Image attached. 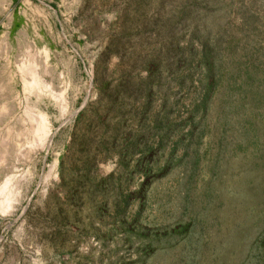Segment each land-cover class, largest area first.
I'll return each mask as SVG.
<instances>
[{
  "label": "rangeland",
  "instance_id": "obj_1",
  "mask_svg": "<svg viewBox=\"0 0 264 264\" xmlns=\"http://www.w3.org/2000/svg\"><path fill=\"white\" fill-rule=\"evenodd\" d=\"M0 264H264V0H0Z\"/></svg>",
  "mask_w": 264,
  "mask_h": 264
},
{
  "label": "bare ground",
  "instance_id": "obj_2",
  "mask_svg": "<svg viewBox=\"0 0 264 264\" xmlns=\"http://www.w3.org/2000/svg\"><path fill=\"white\" fill-rule=\"evenodd\" d=\"M45 129V128H44ZM42 135V142L44 143H46V141L48 140V137H49V133H48V131L47 130H44L43 131V134H41ZM9 187V184L7 183V185L5 186V189H7Z\"/></svg>",
  "mask_w": 264,
  "mask_h": 264
}]
</instances>
